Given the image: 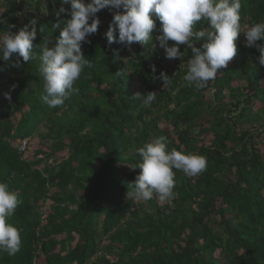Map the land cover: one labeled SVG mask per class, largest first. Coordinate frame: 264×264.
Wrapping results in <instances>:
<instances>
[{
	"label": "trees",
	"instance_id": "16d2710c",
	"mask_svg": "<svg viewBox=\"0 0 264 264\" xmlns=\"http://www.w3.org/2000/svg\"><path fill=\"white\" fill-rule=\"evenodd\" d=\"M241 5L242 27L264 22V0ZM59 7L60 0H0V34L38 18L32 59L21 58L20 67L0 61V180L19 195L10 222L22 238L21 251L0 253V264H264V66L258 49L246 47L239 35L237 55L216 79L203 89L188 88L183 76L190 48L180 45L181 59H167L156 40L158 20L155 49L109 44L104 33L117 10L105 8L97 13V33L82 44L92 66L77 81L79 94L50 110L41 100L36 45L59 35L53 28ZM206 27L202 21L196 30ZM152 65L171 84L153 79ZM9 91L11 101L4 97ZM137 91H154L157 99L142 106L132 99ZM35 135L39 147L32 151ZM160 136L169 150L205 156L207 168L195 177L177 171L171 201L155 195L133 201L127 191L140 173L137 149ZM24 140L27 148L19 153Z\"/></svg>",
	"mask_w": 264,
	"mask_h": 264
},
{
	"label": "clouds",
	"instance_id": "9594fccd",
	"mask_svg": "<svg viewBox=\"0 0 264 264\" xmlns=\"http://www.w3.org/2000/svg\"><path fill=\"white\" fill-rule=\"evenodd\" d=\"M241 7V0H60L55 12L57 21L53 24L54 29H60L59 35L36 45L40 52L39 72L43 77L41 100L51 110L79 94L77 81L84 70L92 66L82 51V44L90 42L88 37L97 33L101 23L97 13L105 8L117 10L112 13L104 33L109 44L129 49L133 43L151 44L150 48L155 49L152 32L158 20L161 34L156 40L167 59H181L184 52L180 51V45L190 48L193 55L183 76L185 87L203 89L209 81L215 80L218 70L226 68L237 55L236 41L240 33L246 38V47L258 49L260 55L256 59L264 66V44L257 43L264 41V22L242 27ZM61 14L70 19H61ZM202 21L207 22V27L196 30ZM37 23L38 18L34 17L17 31L0 34V61L20 67L21 58L26 63L32 59ZM169 41L175 43L169 46ZM194 41L203 43L195 47ZM14 55L16 59L12 61ZM0 71H4L3 66ZM151 71L153 79H160L164 86L171 84V77L164 71L158 77L155 75V65L151 66ZM4 97L11 101L10 91L5 92ZM132 99L147 107L157 96L154 91H137ZM137 152L141 157L137 166L140 173L129 183L131 190L127 191V197L133 201H148L154 195L161 202L171 201L176 195V172L195 177L206 170L208 163L203 155L186 154L175 148L169 150L164 136L145 143ZM20 203L18 193L0 180V253L9 257L19 253L22 247L21 230L10 222Z\"/></svg>",
	"mask_w": 264,
	"mask_h": 264
},
{
	"label": "rangeland",
	"instance_id": "374dc122",
	"mask_svg": "<svg viewBox=\"0 0 264 264\" xmlns=\"http://www.w3.org/2000/svg\"><path fill=\"white\" fill-rule=\"evenodd\" d=\"M243 33H240L239 35V37H241V35H242ZM238 85H241V82H239V83H237ZM256 125H258V124H256ZM35 139H36V142H32V151H34L35 149H37L38 147H39V142H38V138H37V135H35ZM260 140H264V133H262L261 134V137H260ZM26 141V140H25ZM259 144H257V146H258ZM262 147V146H261Z\"/></svg>",
	"mask_w": 264,
	"mask_h": 264
},
{
	"label": "built area",
	"instance_id": "2783aa9c",
	"mask_svg": "<svg viewBox=\"0 0 264 264\" xmlns=\"http://www.w3.org/2000/svg\"><path fill=\"white\" fill-rule=\"evenodd\" d=\"M26 148H27V140L21 141V143L19 145V153L25 151Z\"/></svg>",
	"mask_w": 264,
	"mask_h": 264
},
{
	"label": "bare ground",
	"instance_id": "6f19581e",
	"mask_svg": "<svg viewBox=\"0 0 264 264\" xmlns=\"http://www.w3.org/2000/svg\"><path fill=\"white\" fill-rule=\"evenodd\" d=\"M21 143V142H20ZM20 145V144H19ZM18 152H19V149H18Z\"/></svg>",
	"mask_w": 264,
	"mask_h": 264
}]
</instances>
